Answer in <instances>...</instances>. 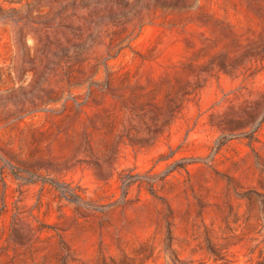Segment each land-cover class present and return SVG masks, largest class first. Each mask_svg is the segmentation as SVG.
Returning a JSON list of instances; mask_svg holds the SVG:
<instances>
[{"label":"rangeland","instance_id":"rangeland-1","mask_svg":"<svg viewBox=\"0 0 264 264\" xmlns=\"http://www.w3.org/2000/svg\"><path fill=\"white\" fill-rule=\"evenodd\" d=\"M0 264H264V0H0Z\"/></svg>","mask_w":264,"mask_h":264}]
</instances>
